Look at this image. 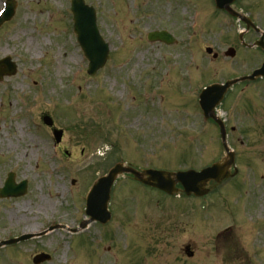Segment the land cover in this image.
<instances>
[{"label":"rangeland","instance_id":"rangeland-1","mask_svg":"<svg viewBox=\"0 0 264 264\" xmlns=\"http://www.w3.org/2000/svg\"><path fill=\"white\" fill-rule=\"evenodd\" d=\"M86 2L95 6L98 26L111 47L106 65L94 76L87 73L88 60L72 28L70 0H18L13 18L0 26V58L11 55L19 67L16 75L0 81V184L10 170L16 171L17 179L30 182L25 196L0 199V237L53 219L75 227L76 218L84 217L83 193L95 177L121 159L177 170L199 169L226 155L221 138L211 131L212 123L202 122L196 87L200 90L208 82L248 74L257 65L258 54L252 57L255 51L240 47L237 22L219 14L217 23L205 20L191 32L186 11L205 12L209 0H181V5L175 0ZM262 4L264 27V0ZM245 7L258 13L256 2L245 0ZM178 14L183 16L180 20L175 19ZM161 28L169 29L178 41L166 45L148 40L149 31ZM36 37L41 50H29L28 40L36 42ZM207 46L220 56L213 59ZM229 46L236 47L235 57L224 55ZM186 64H192L190 69H184ZM261 86L264 82L254 88ZM254 88L243 99L235 95L240 89L234 88L241 105L237 102L230 114L224 111L225 104L219 109L240 127L229 138L239 171L213 196L194 200L150 190L133 193L130 181L123 177L113 187L112 221L102 230L96 228L98 223L87 230L95 245L82 238L86 234L55 230L25 248L1 247L0 264H34L29 253L40 251L52 254L42 264H149V255L139 254L147 247L151 226L149 235L159 241L157 237L167 233L166 241L172 245H151L152 264H264V234L255 231V241L248 237L247 246L244 231L236 230L248 227L251 221L246 215L254 214L258 203L264 209V186L260 187L264 183V175L260 176L264 174V89ZM44 114H50L54 126L63 130L56 150L53 127L44 123ZM133 195L142 207L132 204ZM144 208L146 214L149 208L156 215L140 216ZM135 210L140 215L132 222ZM157 213L164 215L161 228L154 227L160 224L155 223ZM257 222L264 233V217ZM176 224L182 227L175 228ZM217 227L231 229L217 235ZM192 241L198 253L188 260H174L180 248ZM85 245L86 253L81 249Z\"/></svg>","mask_w":264,"mask_h":264},{"label":"water","instance_id":"water-1","mask_svg":"<svg viewBox=\"0 0 264 264\" xmlns=\"http://www.w3.org/2000/svg\"><path fill=\"white\" fill-rule=\"evenodd\" d=\"M77 1H82V0H75ZM14 8L15 4L10 3L9 6V11L5 14L4 18L8 19L12 14L14 13ZM80 12V11H78ZM83 23L84 29L86 30V34L88 35L85 40H83V44L85 48L87 49L88 53L91 54L92 46L96 45V48H98L99 45V37L95 38L93 36V28L91 24V17L88 11L84 8L83 13ZM3 21V20H2ZM151 39H162L167 42H170L173 40L171 35H169L167 32H153L150 35ZM211 51V49H209ZM231 54H234V50L232 49L230 51ZM96 55V54H95ZM108 55H106V50L104 48L101 49V52L99 56L96 58V60H93V66L99 68L104 65ZM5 64V69H1L0 76H2L4 73H14L15 72V66L14 64L10 63L9 61H0V66ZM92 72L95 71V69L91 70ZM256 72L255 74H258ZM229 83H227V86ZM225 86L224 89L227 87ZM222 92V91H221ZM203 107L205 108L207 114H209L212 111V108L214 105L207 106L206 102L202 103ZM46 120L50 123L51 120L46 118ZM61 138V132L57 133V139L59 140ZM219 170H225V166H221ZM123 171H132L134 172L137 176L141 178L143 181H147L143 178L145 174H148L150 176V179L157 181L156 186H159L168 192H174L175 191V180L172 177V173L167 174L164 171H159V170H146L144 173H140L138 171H135L131 168L125 167L122 164H118L98 186V188L95 190V192L91 195V197L88 200V205H89V212L92 213L94 216H96V213L101 217V215L106 211L107 209V202L109 199V194H110V189L111 186L117 177V175ZM215 169L214 168H208L205 169L201 172H196L194 170H190L187 172H179L176 173L177 180H180L184 183L186 190L188 193H191L192 191L199 190L202 186V183L204 180L215 176ZM223 175V174H222ZM200 184V185H199ZM199 185V186H198ZM198 187V188H197ZM199 193H203V191H199ZM105 215V214H104ZM108 216V215H107ZM106 216V217H107Z\"/></svg>","mask_w":264,"mask_h":264},{"label":"bare ground","instance_id":"bare-ground-1","mask_svg":"<svg viewBox=\"0 0 264 264\" xmlns=\"http://www.w3.org/2000/svg\"><path fill=\"white\" fill-rule=\"evenodd\" d=\"M36 39H37L36 42H35V40H33L34 42L30 41V39L28 40L27 45H28V49L29 50L35 51V50H37L39 48L41 50V46H40L41 41H40V39L38 37H36ZM72 60H75V59L73 58ZM44 201H45V199H44Z\"/></svg>","mask_w":264,"mask_h":264},{"label":"flooded vegetation","instance_id":"flooded-vegetation-1","mask_svg":"<svg viewBox=\"0 0 264 264\" xmlns=\"http://www.w3.org/2000/svg\"><path fill=\"white\" fill-rule=\"evenodd\" d=\"M240 3H242V1L240 2V0H238V1L236 2V5H237V6H240V5H239ZM259 21H260V24H262V21H263L262 13H259Z\"/></svg>","mask_w":264,"mask_h":264}]
</instances>
